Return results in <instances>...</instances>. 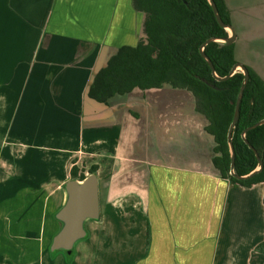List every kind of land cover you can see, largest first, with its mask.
Segmentation results:
<instances>
[{
  "label": "crops",
  "instance_id": "obj_1",
  "mask_svg": "<svg viewBox=\"0 0 264 264\" xmlns=\"http://www.w3.org/2000/svg\"><path fill=\"white\" fill-rule=\"evenodd\" d=\"M142 19L132 0H0V264L109 262L112 242L114 264H264V183L220 175L191 92L88 96ZM73 165H96L100 213L68 261L49 247Z\"/></svg>",
  "mask_w": 264,
  "mask_h": 264
},
{
  "label": "trees",
  "instance_id": "obj_2",
  "mask_svg": "<svg viewBox=\"0 0 264 264\" xmlns=\"http://www.w3.org/2000/svg\"><path fill=\"white\" fill-rule=\"evenodd\" d=\"M214 1L223 22L233 26L225 0ZM132 5L143 14L139 38L134 45H121L109 57L93 76L88 96L107 103L113 96L127 94L135 88L144 91L169 86L187 90L194 97L195 110L207 120L205 131L215 142L212 161L220 175L245 187L264 183V123L245 132L248 143L242 136L244 129L264 118V80L237 58L235 48L242 35L236 30L240 37L236 42L225 45L210 41L204 46L217 76H226L237 62L244 64L249 73L232 131L234 171L245 175L257 167L254 150L262 159L263 167L248 178L238 179L230 174L227 131L244 75L237 70L228 79H216L200 52V46L207 39L227 37V30L217 22L208 0H132ZM96 168L92 165L88 172H96ZM84 176V171L79 172L78 167L72 166V178ZM259 248L264 253V239ZM72 253L67 255L68 260Z\"/></svg>",
  "mask_w": 264,
  "mask_h": 264
},
{
  "label": "water",
  "instance_id": "obj_3",
  "mask_svg": "<svg viewBox=\"0 0 264 264\" xmlns=\"http://www.w3.org/2000/svg\"><path fill=\"white\" fill-rule=\"evenodd\" d=\"M214 16L221 27L225 28L228 32V36L224 38L212 37L207 39L201 46L200 52L204 59L207 61L211 68L213 76L218 80L228 79L237 70H241L244 77L242 85L239 90V94L236 100L234 115L232 121L228 127L227 139L231 156L230 163V174L238 179H245L252 176L254 173L259 171L263 167V161L254 150L258 159L257 167L248 174L238 175L234 171L235 152L232 144V131L239 117V104L243 94L245 85L249 79V73L244 64L237 62L235 63L229 73L224 77L217 76L215 68L204 52V46L210 41H217L221 44L229 45L236 41L237 34L234 27L230 24H226L221 19L219 11L217 9L214 0H208ZM264 123V118L257 121L253 125L244 129L242 136L246 143L248 141L245 138V132L251 128H254ZM252 148L251 145H249ZM64 200L61 207L56 211L55 218L59 222V229L55 232L51 239L50 251H64L67 255H70L73 251L75 244L86 235L85 223L91 219H97L100 213L99 204V186L98 177L95 172L87 173L83 178H71L65 182L63 186Z\"/></svg>",
  "mask_w": 264,
  "mask_h": 264
},
{
  "label": "rangeland",
  "instance_id": "obj_4",
  "mask_svg": "<svg viewBox=\"0 0 264 264\" xmlns=\"http://www.w3.org/2000/svg\"><path fill=\"white\" fill-rule=\"evenodd\" d=\"M225 2L232 15L233 26L239 34L243 33L241 41H238L235 48L237 58L251 66L264 80V0H225ZM238 38L240 39L237 35L236 41ZM99 175L102 176V172H100ZM105 183V180H102L100 190L102 191V195L105 191ZM90 221L92 220H89L86 223H89ZM86 223L85 226L87 225ZM138 237H140V235L135 238ZM135 243L140 244L141 242L135 241ZM77 245L78 242L73 248L72 257H74V252L79 247ZM108 248L111 249V254L114 257L117 253L116 242L106 245L105 251ZM103 249L104 248H102V251ZM140 250V246L135 247L134 252L138 253ZM136 253H134V256ZM72 257L70 260H72ZM103 257L104 255L99 258L98 264H114L116 261L119 262L122 260L119 258L113 259L112 257L108 262V260L103 259ZM66 259L68 260V258ZM129 263L130 257H128V264Z\"/></svg>",
  "mask_w": 264,
  "mask_h": 264
},
{
  "label": "flooded vegetation",
  "instance_id": "obj_5",
  "mask_svg": "<svg viewBox=\"0 0 264 264\" xmlns=\"http://www.w3.org/2000/svg\"><path fill=\"white\" fill-rule=\"evenodd\" d=\"M231 15V14H230Z\"/></svg>",
  "mask_w": 264,
  "mask_h": 264
}]
</instances>
